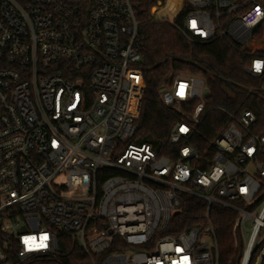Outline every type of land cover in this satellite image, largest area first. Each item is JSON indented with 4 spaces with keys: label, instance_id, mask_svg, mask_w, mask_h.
Segmentation results:
<instances>
[{
    "label": "built area",
    "instance_id": "obj_1",
    "mask_svg": "<svg viewBox=\"0 0 264 264\" xmlns=\"http://www.w3.org/2000/svg\"><path fill=\"white\" fill-rule=\"evenodd\" d=\"M136 6L0 0V264L57 255L61 235L93 264H222L219 209L235 216L227 264H264L258 115L216 105L227 122L207 135L206 79L172 70L159 95L182 120L168 138L139 142L146 82ZM150 14L190 38L243 46L255 55L248 73L264 78L260 0H156ZM253 89L262 95L264 83ZM172 224L188 226L165 233ZM117 236L127 248L97 259Z\"/></svg>",
    "mask_w": 264,
    "mask_h": 264
},
{
    "label": "trees",
    "instance_id": "obj_2",
    "mask_svg": "<svg viewBox=\"0 0 264 264\" xmlns=\"http://www.w3.org/2000/svg\"><path fill=\"white\" fill-rule=\"evenodd\" d=\"M133 1L137 4L139 29L144 39L143 58L138 66L142 68L146 82L141 114L137 121L136 139L139 142L157 143L168 138L175 125L182 120L177 111L164 105L159 95L160 86L167 80L172 70L204 76L206 79L210 90L206 100L208 115L200 130L207 135L214 136L220 130L214 128L211 131L207 127L222 126L227 122V117L222 111L213 109L216 105L234 111L252 108L259 119L256 129L264 133V93L258 95L255 89L250 90L264 83V78L254 77L247 71L255 55L225 37L215 38L209 42L190 38L175 24L151 16L150 8L156 0ZM260 1L264 4V0ZM262 36L264 22L258 33V37ZM186 210L194 214V211ZM182 219L181 215H178L174 222L184 223L185 220ZM213 221L221 250V263L227 264L234 254L232 227L235 216L227 210L219 209L214 212ZM180 226V229L175 230V225L172 224L165 233L178 232L188 225ZM120 241L121 238L117 236L112 247L97 259L127 248V245L119 243ZM59 244L60 250L57 255L32 257L24 264H93L96 258L89 256L67 236L61 235Z\"/></svg>",
    "mask_w": 264,
    "mask_h": 264
},
{
    "label": "snow or ice",
    "instance_id": "obj_3",
    "mask_svg": "<svg viewBox=\"0 0 264 264\" xmlns=\"http://www.w3.org/2000/svg\"><path fill=\"white\" fill-rule=\"evenodd\" d=\"M257 68L259 69V64L257 65ZM46 239H47L46 236L42 238V240H46ZM41 246H44L43 243L41 244Z\"/></svg>",
    "mask_w": 264,
    "mask_h": 264
},
{
    "label": "rangeland",
    "instance_id": "obj_4",
    "mask_svg": "<svg viewBox=\"0 0 264 264\" xmlns=\"http://www.w3.org/2000/svg\"><path fill=\"white\" fill-rule=\"evenodd\" d=\"M246 236H247V237L249 236V232H246Z\"/></svg>",
    "mask_w": 264,
    "mask_h": 264
},
{
    "label": "water",
    "instance_id": "obj_5",
    "mask_svg": "<svg viewBox=\"0 0 264 264\" xmlns=\"http://www.w3.org/2000/svg\"><path fill=\"white\" fill-rule=\"evenodd\" d=\"M206 95H208V90H206Z\"/></svg>",
    "mask_w": 264,
    "mask_h": 264
}]
</instances>
